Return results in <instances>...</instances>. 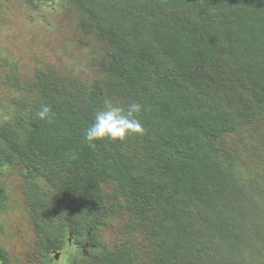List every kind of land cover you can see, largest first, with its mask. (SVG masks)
<instances>
[{
	"label": "trees",
	"instance_id": "16d2710c",
	"mask_svg": "<svg viewBox=\"0 0 264 264\" xmlns=\"http://www.w3.org/2000/svg\"><path fill=\"white\" fill-rule=\"evenodd\" d=\"M61 1L87 41L77 70L36 67L42 94L15 89L9 98L22 105L0 120V178L26 167L40 264H53L50 250L70 232L74 246L94 245L91 264H130L140 245L158 264L165 254L188 264L190 243L238 249L237 236L216 229L239 220L224 207L233 195L245 210L264 178L245 155L264 144V0ZM131 101L143 105L144 133L90 146L94 114ZM42 103L50 120L36 116ZM232 174L236 193L222 186ZM6 196L0 187V209ZM9 253L0 245V264L14 262Z\"/></svg>",
	"mask_w": 264,
	"mask_h": 264
},
{
	"label": "rangeland",
	"instance_id": "374dc122",
	"mask_svg": "<svg viewBox=\"0 0 264 264\" xmlns=\"http://www.w3.org/2000/svg\"><path fill=\"white\" fill-rule=\"evenodd\" d=\"M31 2L34 3L33 0ZM31 2L30 0H0V107L2 108L1 105L6 102L3 110H0V120L5 115H15L19 110L18 107L22 105L23 101L19 97L9 98L15 89H23L25 84L27 87L34 84L35 92L38 95L42 94L40 88L35 86L36 82H40L36 79V76L40 75V69H35L36 67L43 68L49 64H56L75 73L76 62H79L82 54L81 50L87 45L86 40L82 43L77 37V34H80L76 26L78 18L73 16L74 19H70L63 15V9L67 6L61 0L43 1L41 5L35 0L38 6H33ZM74 8L78 7L74 6ZM77 16L80 17L79 14ZM85 50L90 51L87 48ZM91 57L92 55H87L86 60ZM4 76L7 79L6 83L1 79ZM52 92L61 94L64 91L62 89ZM22 94L16 93V96ZM258 135L259 132H257ZM252 144L253 147H250L245 155L250 164L252 162L257 177L262 178L264 177V171H261L264 167V159L258 158H264L262 149L264 144L257 139ZM258 160L262 163L259 164ZM5 169L6 174L0 178V187L7 193L5 206L0 209V245L10 250V260L14 261L12 264H40L42 259L39 253L40 248L34 245L37 234L34 224L37 222V217L30 212L29 200L25 192L29 186L26 167L24 166V170L21 167L14 168L10 173H7L8 167ZM239 174H241L240 171ZM233 176L224 178L222 186L228 192L236 193L238 192L237 184L235 180H232L236 177ZM253 183L255 184L251 195L253 197L245 210L242 207L245 197L239 202L237 195H233L230 205L224 206L227 212L235 214L234 216L239 220L235 222L233 217H230L228 221L224 219L226 223L217 225L216 229L219 235L225 233L237 236L236 245L239 248L233 249L232 246L225 248L218 245L214 249H207L202 244L194 245L189 242L186 253L188 264H264V226L262 225L264 222V178ZM47 187L50 192H54L52 183L48 182ZM48 196L52 197L50 193ZM258 200L261 201L258 202ZM52 202L51 200V204ZM217 212V217L220 215L218 218L222 219L220 211ZM106 237L110 236L106 235ZM193 237L198 239L194 234L191 239ZM68 244L72 245L71 249L75 250L78 258L87 264L84 258L88 257L84 256L90 257L93 254L94 245L90 243L91 246L83 250L81 245L74 246L72 241ZM71 249L64 242L60 248L51 249L50 253H61L60 263L67 264L71 261L69 257L71 259L76 257ZM129 249L128 254L132 256L130 264H158L156 261L158 253L155 255L152 253L153 257H150L154 248L150 249V254L143 249L142 245ZM66 250L68 252H65ZM164 258L167 259V263L160 264H173L171 260L173 255L165 254Z\"/></svg>",
	"mask_w": 264,
	"mask_h": 264
},
{
	"label": "clouds",
	"instance_id": "9594fccd",
	"mask_svg": "<svg viewBox=\"0 0 264 264\" xmlns=\"http://www.w3.org/2000/svg\"><path fill=\"white\" fill-rule=\"evenodd\" d=\"M142 111H144L143 105L138 101H131L127 103L126 107L107 103L102 110L94 114V120L85 130L84 138L90 146H94L96 141H124L132 134H143L144 128L139 119ZM52 115L50 106L43 103L36 112V116L44 121L50 120ZM89 235L90 232H88L87 236ZM87 236L86 240H89ZM71 241L74 244L72 233H66L65 245L70 246V249L72 245L68 244V242ZM80 245L83 250L91 246L90 243H80L79 247ZM65 252L68 251L66 250ZM73 252L77 255L75 250Z\"/></svg>",
	"mask_w": 264,
	"mask_h": 264
},
{
	"label": "flooded vegetation",
	"instance_id": "af4514ba",
	"mask_svg": "<svg viewBox=\"0 0 264 264\" xmlns=\"http://www.w3.org/2000/svg\"><path fill=\"white\" fill-rule=\"evenodd\" d=\"M34 1V3H35V0H33ZM37 1V3H39L40 4V0H36ZM79 246V245H78ZM82 249V248H81ZM85 254V253H84ZM60 255H61V253H58V252H52V256H54L55 257V259L53 260L54 262H53V264H61L60 263ZM85 255H87V254H85ZM77 256V255H76ZM84 257H88V258H84L85 259V261L87 262V264H91L92 263V260H91V256L89 257V256H84ZM71 261L70 262H68L67 264H86V263H84L83 261H81L79 258H78V256L77 257H75V258H69Z\"/></svg>",
	"mask_w": 264,
	"mask_h": 264
}]
</instances>
